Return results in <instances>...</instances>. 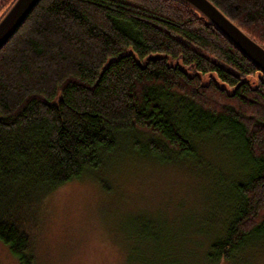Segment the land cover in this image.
I'll return each mask as SVG.
<instances>
[{
  "label": "trees",
  "instance_id": "16d2710c",
  "mask_svg": "<svg viewBox=\"0 0 264 264\" xmlns=\"http://www.w3.org/2000/svg\"><path fill=\"white\" fill-rule=\"evenodd\" d=\"M14 1L0 0V19ZM208 1L264 49V0ZM209 139L245 166L226 182L222 233L186 238L189 264L234 258L264 230V75L181 0H40L0 49V242L35 264L38 200L122 143L174 164ZM134 250L128 264H145Z\"/></svg>",
  "mask_w": 264,
  "mask_h": 264
},
{
  "label": "rangeland",
  "instance_id": "374dc122",
  "mask_svg": "<svg viewBox=\"0 0 264 264\" xmlns=\"http://www.w3.org/2000/svg\"><path fill=\"white\" fill-rule=\"evenodd\" d=\"M247 80L255 85L254 78ZM207 142L195 158L174 164L137 157L122 143L99 167L38 200L27 226L35 264H128L132 247L141 250L137 261L143 257L145 264H189L196 256L187 257L186 238L222 233L229 211L226 182L245 166L229 141ZM131 236L140 242L129 241ZM255 237L219 264H264V230ZM0 264H19L1 242Z\"/></svg>",
  "mask_w": 264,
  "mask_h": 264
},
{
  "label": "water",
  "instance_id": "95a60500",
  "mask_svg": "<svg viewBox=\"0 0 264 264\" xmlns=\"http://www.w3.org/2000/svg\"><path fill=\"white\" fill-rule=\"evenodd\" d=\"M40 0H15L0 19V49L14 36ZM207 19L264 75V49L208 0H181Z\"/></svg>",
  "mask_w": 264,
  "mask_h": 264
}]
</instances>
